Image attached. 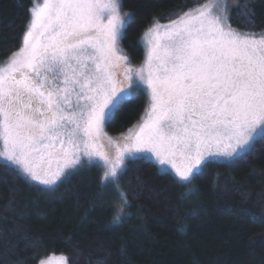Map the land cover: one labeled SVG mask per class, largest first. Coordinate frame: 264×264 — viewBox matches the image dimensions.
Listing matches in <instances>:
<instances>
[{
  "label": "snow or ice",
  "instance_id": "1",
  "mask_svg": "<svg viewBox=\"0 0 264 264\" xmlns=\"http://www.w3.org/2000/svg\"><path fill=\"white\" fill-rule=\"evenodd\" d=\"M238 7L254 25V9ZM230 8L214 0L167 26L154 21L145 66L135 72L117 47L135 16H122L118 0H42L30 8L22 47L0 66L3 166L45 190L85 166L103 167L102 188L122 202L119 226L126 160L151 154L191 194L192 180L211 164L246 159L264 134V32L233 29ZM143 85L148 118L110 154L103 124Z\"/></svg>",
  "mask_w": 264,
  "mask_h": 264
},
{
  "label": "trees",
  "instance_id": "2",
  "mask_svg": "<svg viewBox=\"0 0 264 264\" xmlns=\"http://www.w3.org/2000/svg\"><path fill=\"white\" fill-rule=\"evenodd\" d=\"M209 0H121L135 21L125 28L124 52L135 65L141 38L154 21L170 23ZM38 0H0V63L22 47L29 9ZM254 9L255 24L239 5ZM237 31L264 32V0H231ZM138 89L107 121L110 135L130 131L147 110ZM0 162V264H40L65 255L67 264H264V134L246 159L211 164L190 188L148 159L128 161L120 190L128 204L101 186L103 168L85 166L45 190Z\"/></svg>",
  "mask_w": 264,
  "mask_h": 264
},
{
  "label": "rangeland",
  "instance_id": "3",
  "mask_svg": "<svg viewBox=\"0 0 264 264\" xmlns=\"http://www.w3.org/2000/svg\"><path fill=\"white\" fill-rule=\"evenodd\" d=\"M101 2H104V0H101ZM118 2H119V4L121 5V0H118ZM214 2V0H209L208 2H206L204 5H207V4H210V3H213ZM228 3L231 5V0H228ZM42 4V0H38V2L34 5V6H39V5H41ZM203 5V6H204ZM33 6V7H34ZM32 7V8H33ZM202 7V6H201ZM198 8H200V7H198ZM198 8H196V9H198ZM196 9H194V10H196ZM194 10H193V12H194ZM120 11H121V15L123 16V14L124 13H126L124 10H123V8L121 7V9H120ZM105 20H106V17H105ZM227 23L229 24V21L227 20ZM129 24V23H128ZM128 24H126V26H125V28L127 27V25ZM170 23H162L161 25H164V26H167V25H169ZM125 28L124 29H122L121 31H122V33H125ZM164 29L163 28H161V31H163ZM148 31V30H147ZM146 31V32H147ZM145 32V33H146ZM239 32H241V31H239ZM145 33L143 34V36H142V38H141V41H142V45H143V47H144V52H145V56H144V58H143V60L141 61V64H139V65H135L134 63H132L131 61H130V59H129V56H128V54L126 53V52H124V49H123V46H122V42H121V40H122V38L118 41V43H117V47H118V49H119V54L120 55H123V56H126L127 57V61H128V67H130V68H132L133 69V71L135 72L136 70H138L139 68H141V67H144L145 66V62H146V60H147V55H148V51H149V45H148V43H147V37H145ZM124 36V35H123ZM6 61H8V59L7 60H5V61H3V63H0V66H4V64H5V62ZM147 74V70L145 69V75ZM133 79L135 80V79H137V77H133ZM142 90H144L145 91V93H146V95L148 96V105H147V110L145 111V113H144V115L142 116V119L140 120V121H138L134 126H133V128H131L130 129V131H128V132H126V133H123L122 135H110L107 131H106V123H107V121L108 120H106L105 122H104V124H103V134H104V136L102 137V140H101V143L103 144V146H104V150L105 151H107V152H109L110 154H114V152H115V146H116V144L117 143H122V141H123V139L125 138V137H127V136H129L130 134H132V133H135V132H137L138 130H139V127L145 122V120H147V118H148V112H149V109H150V92H149V90H147V85H143L142 86V88H141ZM140 89V90H141ZM136 93V92H135ZM133 96V95H132ZM132 96L131 97H128V98H126V99H124V100H122L121 102H123V101H125V100H128V99H131L132 98ZM121 102L119 103V104H121ZM261 135H259V136H257V138H259ZM108 138H111V140L113 141V143H111V144H109L108 143ZM256 138V139H257ZM255 139V140H256ZM255 142V141H254ZM138 155H141V156H145V157H147L146 159H148L149 161H151V162H153L157 167H158V169H159V171L160 172H162L161 171V166H159L158 165V163H157V161L155 160V158L153 157V156H151V154H147V153H143V154H138ZM145 159V160H146ZM222 160H227V158H221ZM5 162V163H7L6 161H4L3 159H0V162ZM129 160H126V164H125V167H127V162H128ZM101 168H103V167H101ZM104 168H103V172H104ZM123 175V174H122ZM172 175V174H171ZM173 176V175H172ZM174 177V176H173ZM31 181V180H30ZM193 181V180H192ZM31 182H33V181H31ZM34 184H37V185H39V186H41V187H43V188H46V186H44V185H40L38 182H33ZM59 183V182H58ZM53 187H55V186H53ZM67 262V257L65 256V255H58V256H53V257H51L50 258V260H47V261H45L46 262V264H64V262Z\"/></svg>",
  "mask_w": 264,
  "mask_h": 264
}]
</instances>
